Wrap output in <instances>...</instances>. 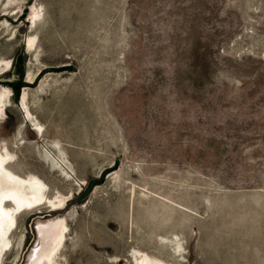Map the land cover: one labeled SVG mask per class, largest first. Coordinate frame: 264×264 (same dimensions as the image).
Instances as JSON below:
<instances>
[{"label": "rangeland", "instance_id": "374dc122", "mask_svg": "<svg viewBox=\"0 0 264 264\" xmlns=\"http://www.w3.org/2000/svg\"><path fill=\"white\" fill-rule=\"evenodd\" d=\"M5 12L0 58L24 49L32 118L12 96L0 144L71 199L20 215L0 264L31 263L38 224L58 217L60 264H135V250L264 264V0H0Z\"/></svg>", "mask_w": 264, "mask_h": 264}, {"label": "bare ground", "instance_id": "6f19581e", "mask_svg": "<svg viewBox=\"0 0 264 264\" xmlns=\"http://www.w3.org/2000/svg\"><path fill=\"white\" fill-rule=\"evenodd\" d=\"M5 14H7V12L0 15V17ZM33 14L32 18L35 26L41 19V14L37 10H35ZM34 41L35 37L31 36L27 43V51L33 48ZM13 65L14 62L12 59L6 60L0 58V70L4 71L7 67L11 69ZM7 86L8 87H4L0 94V117L5 113L7 103H11L13 98V89L9 85ZM28 100L29 91L27 88H24L22 89V96L18 103H20L19 105L23 108L22 110L25 111L26 118H32ZM37 124L40 129L42 126L39 123ZM38 127H36V129H38ZM45 156L52 162L54 161L49 150H46ZM15 161L16 158L14 154L10 152L8 146L0 144V261L2 260L4 251L13 248V242L10 236L17 228L20 215L28 209L32 210L35 205L38 204L49 205L53 211L62 210L71 199L70 196H65L61 193L55 197H50L46 182L38 175L32 173L21 175L13 170L11 164ZM6 163H8V165ZM63 170L65 171V169ZM19 212L21 213L18 214ZM66 219V217H58L57 220L54 219L38 224L39 231L43 235L42 245L32 255L31 263L29 264H60V253L67 239L68 223ZM10 232L12 233L10 234ZM132 255L135 257V264H169L162 259L151 256L147 252L140 250H135Z\"/></svg>", "mask_w": 264, "mask_h": 264}, {"label": "water", "instance_id": "95a60500", "mask_svg": "<svg viewBox=\"0 0 264 264\" xmlns=\"http://www.w3.org/2000/svg\"><path fill=\"white\" fill-rule=\"evenodd\" d=\"M24 49L22 48L17 55L16 62L14 64L13 72L16 74V78L11 80V79H6L5 81L9 83L12 88H13V97L14 99L19 102L22 96V89L23 86L27 83L24 80L25 76V59H24ZM108 173V170H105L102 172L101 176L98 178L91 179L86 186L83 189V192L81 194V197L87 196L93 189V187L97 183H101L105 180V177Z\"/></svg>", "mask_w": 264, "mask_h": 264}]
</instances>
